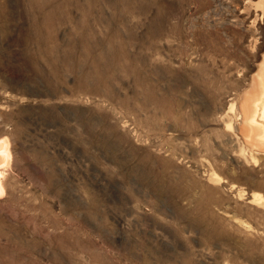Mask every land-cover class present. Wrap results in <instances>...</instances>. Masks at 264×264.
Here are the masks:
<instances>
[{"label":"rangeland","instance_id":"374dc122","mask_svg":"<svg viewBox=\"0 0 264 264\" xmlns=\"http://www.w3.org/2000/svg\"><path fill=\"white\" fill-rule=\"evenodd\" d=\"M263 57L264 0H0V264H264Z\"/></svg>","mask_w":264,"mask_h":264},{"label":"bare ground","instance_id":"6f19581e","mask_svg":"<svg viewBox=\"0 0 264 264\" xmlns=\"http://www.w3.org/2000/svg\"><path fill=\"white\" fill-rule=\"evenodd\" d=\"M110 44L113 45L114 44L113 41H111ZM108 48H110V47L108 46ZM113 52H114V50H113ZM125 53L126 52H124V54ZM103 54H104V52H103ZM115 56H118V55L115 54ZM123 56L124 55H122V57L118 56L119 57L118 60L120 59L121 62L117 61V63H118L117 66H122V70H123V67L127 68V65H126L127 63L124 62ZM132 57L133 56H131V58ZM101 58L102 57H100V59ZM114 58L116 59V57H114ZM127 58H129V57H127ZM107 60L109 61V59H107ZM107 60H106V62H107ZM131 61H132V59H131ZM94 63H96V62H94ZM119 63H120V65H119ZM130 63H132V62H130ZM134 63H136V62H134ZM107 65L110 66L111 61L107 62ZM107 65L106 66L104 65V66L107 67ZM111 67H112V69H114L113 66H111ZM102 69H100V70L102 71ZM112 69H110V70H112ZM108 70H109V68H108ZM104 75H106V73ZM115 76L116 75H114V77ZM100 77H102V75H100ZM239 108H240L239 109L240 110V114H239L240 115V118H239L240 122H239L238 129H239V131H241L245 141L250 143L251 145L257 147V148L264 149V57H263V61L260 64L258 72L253 76L251 88L241 98ZM228 126L231 127V124H229ZM9 164H10L9 141H8L7 137H3L0 139V195H2V194L4 195V191H5L4 185H3V177H4V172H5L4 170L6 169L7 166H9Z\"/></svg>","mask_w":264,"mask_h":264}]
</instances>
